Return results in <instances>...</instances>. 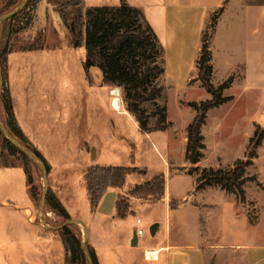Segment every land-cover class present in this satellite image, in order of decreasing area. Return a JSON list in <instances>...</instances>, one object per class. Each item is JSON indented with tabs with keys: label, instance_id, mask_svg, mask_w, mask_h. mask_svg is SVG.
I'll return each mask as SVG.
<instances>
[{
	"label": "crops",
	"instance_id": "0c3cea01",
	"mask_svg": "<svg viewBox=\"0 0 264 264\" xmlns=\"http://www.w3.org/2000/svg\"><path fill=\"white\" fill-rule=\"evenodd\" d=\"M126 1L142 11L164 46L163 76L176 92L188 91L193 86L205 89L198 77V58L211 15H216L208 41L214 69L212 82L220 85L232 78L224 90V95L231 100L207 113L202 127L206 149L201 161L195 165L187 162L173 170L169 167V171L161 173L166 178L165 195L161 199L130 196L135 202H130L133 206L129 214H134L136 220L141 218L142 223L141 209H145L146 215L159 205L165 211L164 221L151 218L150 227H155V234L150 243L143 240V260L147 264H264V141L254 164L245 173L253 177L244 185L245 201L220 186L197 189V178L203 168L232 166L244 158L257 125H264V0ZM29 93L22 101L14 99V112L24 134L42 150L44 145L57 141L54 135L50 138L52 132L46 135L50 130L39 120V114L32 117V107H38L32 102L39 98ZM208 94L207 100L213 97ZM212 116L218 134L224 136L226 129L238 136L240 143L230 147L221 137V151L210 160L206 126ZM188 125L182 131L184 151ZM192 167L197 170L190 172ZM188 174L195 178L190 187L171 186V178ZM126 184L127 181L123 187L108 189L97 209L91 210L93 215L101 213L111 228L129 216L117 215V200L129 196L135 185L142 183H134L125 190ZM59 197L62 199L61 195ZM33 208L23 167L0 166V264H32L37 261L36 249L43 245L48 247L53 241L39 224L29 219ZM139 240L138 236L137 245ZM60 243L63 245L62 240ZM150 249L157 250L155 259L146 257Z\"/></svg>",
	"mask_w": 264,
	"mask_h": 264
},
{
	"label": "rangeland",
	"instance_id": "374dc122",
	"mask_svg": "<svg viewBox=\"0 0 264 264\" xmlns=\"http://www.w3.org/2000/svg\"><path fill=\"white\" fill-rule=\"evenodd\" d=\"M21 1L0 0V15L13 10ZM120 1L82 0L81 8L86 14L91 6L118 5ZM58 9V4L53 1L34 0L0 23V119L5 126L7 116L1 100L6 101L10 97L14 107V99L22 101L29 96V92L37 96V102L32 103L38 107H32L31 115L34 118L39 114V120L42 119L50 130L46 135L52 132L50 138L54 135L57 141L44 145L42 150L38 147L51 165L48 173L50 191L58 198L62 196L72 218L83 221L84 227L77 224L71 227L80 240L86 227L87 253L94 249L99 264H147L143 260V240L148 244L154 238L151 218L158 217L164 221L163 208L159 205L148 215L145 209H141L144 219L141 225L136 223L134 214H129L127 219L117 221L111 228L101 213L93 215L91 211L85 173L91 165L134 166V175L131 173L127 179L126 190L134 183H143L166 173L169 167L173 170L188 164L182 131L196 116V111L185 100L205 101L209 92L196 86L188 91L176 92L169 79L162 76L158 80L164 86L163 96L158 100L160 105L144 102L141 106L148 113L166 108V122L172 123H169L168 131L143 133L127 110L123 88L107 85L100 69L84 68L85 48L73 45L71 32L58 16ZM213 19L215 21L211 15L203 34L207 42L213 32ZM113 90L119 95V110L112 105ZM19 113L22 115L23 111ZM161 115L151 117L150 126L155 125ZM214 118L212 116L206 126L210 160L221 151V137L230 147H237L240 143V138L226 129L224 136L222 133L219 135ZM0 158L9 166L21 163L18 155L10 156L6 149H2L1 138ZM31 169L35 184L42 191L44 171L37 164H32ZM194 180V176L188 174L169 181L173 187H190ZM128 198L129 203L135 202L134 198ZM144 199L155 198L148 196ZM38 202L39 199L34 202L29 219L39 224L53 241L48 243V247L43 245L36 249L34 258L37 261L32 264H68L71 253L60 243L59 232L50 228H56L64 218L48 204L44 205L43 218ZM130 206L133 205L130 203ZM140 227L145 229V234L139 236V244L133 246L134 235ZM80 248L81 254H72V264H91L83 247ZM156 255L157 250L146 252V257L150 259H155Z\"/></svg>",
	"mask_w": 264,
	"mask_h": 264
},
{
	"label": "trees",
	"instance_id": "16d2710c",
	"mask_svg": "<svg viewBox=\"0 0 264 264\" xmlns=\"http://www.w3.org/2000/svg\"><path fill=\"white\" fill-rule=\"evenodd\" d=\"M33 1L28 0L25 7H28ZM50 1L58 4V16L62 23L69 28L73 45L85 48L84 68L86 70L93 67L100 69L103 80L107 85L123 88L127 110L138 122L140 130L143 133L167 130L170 122H166V108H159L153 113H148L141 106L144 102H154L160 105L158 100L163 96L164 86L160 85L158 80L165 74V48L153 28L146 21L142 11L128 4L126 0H121L118 5L91 6L87 9L86 14H83L82 0ZM213 17L216 20V15H213ZM207 43L204 36L202 50L198 58V77L213 97L205 101L188 102V106L196 111V116L187 127L188 140L185 151V160L192 165L201 161L205 155L206 144L202 127L206 122L208 111L231 100V97L224 95V90L230 85L232 78L220 85H215L212 82L214 69L211 63V50ZM1 103L7 116L6 128L24 146L43 160L49 173L50 163L38 147L24 134L18 124L11 98L9 97L6 101L3 99ZM159 113H162V115L158 117L155 125L150 126L149 119L158 116ZM0 138L2 149H6L10 156H19L20 166L23 167L26 173L33 201L39 199L40 202L42 191L35 184L31 169V165L36 163L14 145L4 135L1 128ZM263 141L264 127L257 125L244 158L238 159L232 166L203 168L197 178V189L220 186L228 193L235 194L239 199L245 201L244 185L248 180L253 179V177L245 176V173L247 168L254 164L255 158L258 157V149ZM0 166L10 167L1 158ZM195 170L197 168L192 167L190 172ZM134 171V166L92 165L88 167L85 173V181L91 210L95 211L97 209L108 189L123 187L128 176ZM165 185L166 178L164 174L157 175L148 182L136 184L130 191L129 196H123L117 200V215L120 218H125L131 213L128 198L130 196L163 198ZM46 204L57 215L64 218L62 223L72 218L60 199L52 194L50 187L46 195ZM72 225L75 224H66L62 228L56 229L65 249L68 253H71L68 264L74 262L72 254L74 255L76 252L81 254L80 246H82V240L72 230ZM89 254L93 264H99L94 249H91Z\"/></svg>",
	"mask_w": 264,
	"mask_h": 264
},
{
	"label": "water",
	"instance_id": "95a60500",
	"mask_svg": "<svg viewBox=\"0 0 264 264\" xmlns=\"http://www.w3.org/2000/svg\"><path fill=\"white\" fill-rule=\"evenodd\" d=\"M27 1L28 0H22L20 5H18L17 7H15L13 10L9 11L8 13L0 16V23L2 21H4L5 19H7L8 17H10V16L14 15L15 13H17L23 7H25ZM0 128L3 131L4 135L14 145H16L20 150H22L24 153H26L28 155V157L30 159H32L37 165H39L41 167V169H43V171H44L45 182H44V184L42 186V195H41L40 202H39V210H40L43 218H45V216H44V205L46 204V195H47V192H48V189H49L48 170L46 168V165L43 162V160H41L33 151H31L26 146H24L15 136H13L11 134V132L4 126L3 122L1 121V119H0ZM66 224H77V225H82L83 227L85 226L81 219L71 218L70 220H67L64 223L58 225L56 228H54L52 226H50V228H52L53 230L60 229ZM43 225L47 227L46 223H43ZM151 233H152V235L155 234V227L154 226L151 227ZM87 238H88V231H87V229L85 227V232H84L83 238H82V247H83V250H84L88 260L91 262V264H93L92 258L90 256V254L87 253V249H86ZM137 240H138V236H137V233H135L133 241H132L133 246L137 245Z\"/></svg>",
	"mask_w": 264,
	"mask_h": 264
},
{
	"label": "bare ground",
	"instance_id": "6f19581e",
	"mask_svg": "<svg viewBox=\"0 0 264 264\" xmlns=\"http://www.w3.org/2000/svg\"><path fill=\"white\" fill-rule=\"evenodd\" d=\"M113 94V99H112V105L115 109L119 110L120 109V99H119V95L116 92V90H113L112 92Z\"/></svg>",
	"mask_w": 264,
	"mask_h": 264
},
{
	"label": "built area",
	"instance_id": "2783aa9c",
	"mask_svg": "<svg viewBox=\"0 0 264 264\" xmlns=\"http://www.w3.org/2000/svg\"><path fill=\"white\" fill-rule=\"evenodd\" d=\"M136 222L138 225H140L142 223V219L137 218ZM136 233H137V236H143L145 234V230L142 227H140V228H138Z\"/></svg>",
	"mask_w": 264,
	"mask_h": 264
}]
</instances>
